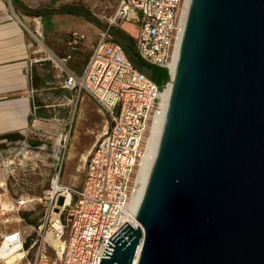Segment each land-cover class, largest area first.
<instances>
[{"label":"water","instance_id":"obj_1","mask_svg":"<svg viewBox=\"0 0 264 264\" xmlns=\"http://www.w3.org/2000/svg\"><path fill=\"white\" fill-rule=\"evenodd\" d=\"M157 152L100 264H264V0H192ZM60 163H57L59 166Z\"/></svg>","mask_w":264,"mask_h":264},{"label":"built area","instance_id":"obj_2","mask_svg":"<svg viewBox=\"0 0 264 264\" xmlns=\"http://www.w3.org/2000/svg\"><path fill=\"white\" fill-rule=\"evenodd\" d=\"M186 1L118 0L109 29H122L131 22L139 25L136 52L146 62L166 69L173 79L171 65L188 16ZM84 38L75 35L73 41L78 44ZM56 60L64 67L63 60ZM65 69L64 88L79 96L87 94L108 122L86 160L82 187H67L62 193L70 201L59 206L58 228L50 226L46 237L34 243L32 264H100L109 239L126 223L130 225L131 203L151 130L164 114L169 95L166 118L171 82L156 84L150 72L140 70L124 47L111 39L109 30L81 75ZM43 231L41 226L40 236ZM5 241L22 243L24 249L19 231L9 232Z\"/></svg>","mask_w":264,"mask_h":264},{"label":"rangeland","instance_id":"obj_3","mask_svg":"<svg viewBox=\"0 0 264 264\" xmlns=\"http://www.w3.org/2000/svg\"><path fill=\"white\" fill-rule=\"evenodd\" d=\"M9 1L14 6L13 0ZM20 1L21 9L32 16L46 13L72 15L64 9L74 6L82 13L75 15L92 24L99 39L109 30L114 41L109 20L116 11L118 0ZM122 29L133 40L137 39L139 25L135 22L127 23ZM55 67V92L61 100L56 101L52 113L44 119H35L39 121L37 128L27 140L0 143V264L33 263V245L46 237L63 201L59 195L64 190L53 197L49 194L52 183L59 178L60 187H82L85 162L108 122L103 111L87 94L79 96L76 91L62 88L65 75L63 72L59 79L57 75L62 67ZM22 201L27 203L21 205ZM41 226L44 231L40 236ZM12 231L21 232L25 242L23 250L22 247L11 252L3 250L5 237Z\"/></svg>","mask_w":264,"mask_h":264},{"label":"crops","instance_id":"obj_4","mask_svg":"<svg viewBox=\"0 0 264 264\" xmlns=\"http://www.w3.org/2000/svg\"><path fill=\"white\" fill-rule=\"evenodd\" d=\"M13 2L14 6L0 0V143L4 144L27 140L37 128L35 119L46 118L61 100L56 97L54 68L62 66L49 53L81 75L100 41L96 28L80 15L32 16L21 9L20 0ZM75 35L85 38L75 44ZM64 67L57 75L60 79L64 72L62 88L67 77Z\"/></svg>","mask_w":264,"mask_h":264},{"label":"bare ground","instance_id":"obj_5","mask_svg":"<svg viewBox=\"0 0 264 264\" xmlns=\"http://www.w3.org/2000/svg\"><path fill=\"white\" fill-rule=\"evenodd\" d=\"M191 1L192 0H187L186 1V15L189 11V7H190V4H191ZM180 44L181 42L179 43L178 45V49H177V52L175 54V57H174V62L172 63L171 65V74L174 76L175 74V68H176V65H177V61H178V56H179V51H180ZM47 53H48V50H46ZM52 58L56 59L53 54L49 53ZM58 62V61H57ZM59 63V62H58ZM62 66V65H61ZM170 88H171V84L168 85ZM168 100H169V95L167 97V101H166V107H165V112L164 114L159 118L158 122L155 124L154 128L151 130V136L149 138V144H148V149H147V152L145 154V157H144V160L142 162V167H141V170H140V174H139V179H138V186H137V192L136 194L134 195L133 197V201L131 203V219H130V226L133 227L134 229L136 228H142L141 224L139 223V221L137 220V218L133 215V212L134 210L137 208L138 204H139V200H140V197H141V194L143 192V189H144V186H145V183H146V179H147V175L151 169V165H152V160L157 152V149H158V145H159V142H160V138H161V135H162V131H163V126H164V119H165V113H166V108H167V105H168ZM39 122V121H38ZM41 125V124H40ZM27 155V154H26ZM27 159L28 156L26 157ZM86 159V157H85ZM86 163V162H85ZM80 171V170H78ZM62 190H65V188L63 187H60V184H59V178H56L54 180V182L52 183V191H50V195L53 197L55 196L58 192L62 191ZM48 194V195H49ZM60 197L62 198V204L64 202H66L67 204L69 203L70 201V196L65 192L64 194H61ZM27 201H22L20 204L21 205H24L26 204ZM7 207V206H6ZM59 214V210H58V213H57V216ZM57 217L54 219H52V226L54 228H58L59 224L58 222L56 221ZM48 238H51V235L49 234L48 235ZM23 247L22 246V243H17V244H10L9 242L5 241L4 242V245H3V250L6 251V252H11V251H15L19 248ZM141 247H142V244L140 245L139 249H138V252H137V256H136V259L134 261V264H138V261H139V257H140V254H141Z\"/></svg>","mask_w":264,"mask_h":264},{"label":"trees","instance_id":"obj_6","mask_svg":"<svg viewBox=\"0 0 264 264\" xmlns=\"http://www.w3.org/2000/svg\"><path fill=\"white\" fill-rule=\"evenodd\" d=\"M64 12L71 13V14H76V13L80 15L82 14L81 12L74 9V6H70L67 8L65 7ZM110 30L113 31L114 41L121 44L124 47L129 58L135 63V65L139 69L142 70V68L137 63V61L135 60L133 56V53L136 51L134 40L121 28H114V29L111 28Z\"/></svg>","mask_w":264,"mask_h":264}]
</instances>
